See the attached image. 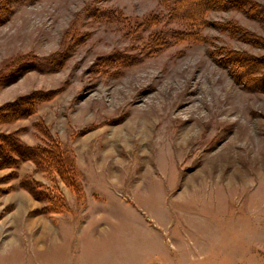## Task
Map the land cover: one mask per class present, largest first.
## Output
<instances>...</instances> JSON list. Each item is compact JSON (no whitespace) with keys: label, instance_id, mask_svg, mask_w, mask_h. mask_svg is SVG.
Returning <instances> with one entry per match:
<instances>
[{"label":"rangeland","instance_id":"obj_1","mask_svg":"<svg viewBox=\"0 0 264 264\" xmlns=\"http://www.w3.org/2000/svg\"><path fill=\"white\" fill-rule=\"evenodd\" d=\"M164 1L0 0V70L67 55L0 87V106L53 92L0 133L72 164L0 169V264H264V14L213 11L155 52L190 31Z\"/></svg>","mask_w":264,"mask_h":264},{"label":"trees","instance_id":"obj_2","mask_svg":"<svg viewBox=\"0 0 264 264\" xmlns=\"http://www.w3.org/2000/svg\"><path fill=\"white\" fill-rule=\"evenodd\" d=\"M20 1L30 4L37 0ZM164 4L168 10V18L172 21L181 22L189 28L190 31L187 33L171 32L167 36L156 37L155 43L153 44L154 49L156 50L155 52L162 51L172 42L181 43L200 40L201 36L197 31L209 24L207 18L213 11H239L244 9L248 14L250 13L253 15L254 18H258L259 15L263 16L264 14L262 7L254 5L249 0H171L170 2L165 0ZM86 11L89 16L105 18L107 20L116 19L110 12H103L98 15L99 13L93 8H87ZM2 12L3 8L0 3V26L4 23V20L1 19ZM156 20V18L148 20L145 24L146 27L153 26L154 22L156 23ZM222 26L225 31H228L231 34H234L235 32L237 33V31L240 30L236 25H233V23ZM244 35L249 38V42H255L256 39L259 41V38H256L252 34L248 36V33L244 32ZM66 58L67 55L63 50L44 57L29 54L17 58L6 65L4 69L0 70V87L14 83L19 77L31 71L41 74L57 72L63 67ZM235 58H238V56ZM245 62L247 66L245 65L246 67L242 69L245 73H247V71H254L258 63H260L255 59L250 61L247 60ZM52 94L53 92H34L30 95L17 98L11 103L0 106V125L32 116L35 113L36 106L39 103L47 101L50 98H48V96ZM19 161H32L38 168L54 166L56 172L60 175L64 174L70 165H72L71 162L68 161V158L64 157L63 153H61L59 146H56L54 143L44 147H31L22 143L16 137L15 133H0V169L16 167Z\"/></svg>","mask_w":264,"mask_h":264}]
</instances>
